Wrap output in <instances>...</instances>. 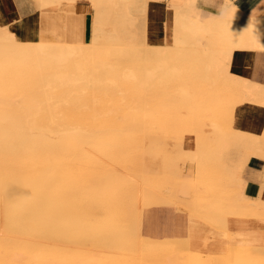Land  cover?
<instances>
[{
    "label": "bare ground",
    "instance_id": "obj_1",
    "mask_svg": "<svg viewBox=\"0 0 264 264\" xmlns=\"http://www.w3.org/2000/svg\"><path fill=\"white\" fill-rule=\"evenodd\" d=\"M82 1L92 11L86 40L68 34L65 15ZM34 2L27 16L0 0L13 8L0 11V264H209L212 254L256 264L262 254L246 243V260L235 239L200 251L203 223L190 213L222 217L214 223L226 233H264V195L244 193L264 127L234 125L237 104H264V88L231 69L236 52L264 51V9L168 0L165 40L153 44L148 0ZM178 128L196 130V150L170 144L162 166L147 165L145 146ZM171 152L197 163L189 192ZM161 204L171 207L147 209Z\"/></svg>",
    "mask_w": 264,
    "mask_h": 264
},
{
    "label": "crops",
    "instance_id": "obj_2",
    "mask_svg": "<svg viewBox=\"0 0 264 264\" xmlns=\"http://www.w3.org/2000/svg\"><path fill=\"white\" fill-rule=\"evenodd\" d=\"M147 14V40L153 44H161L166 37L165 25L169 18L170 9L168 0H151ZM235 4L246 12L257 10L259 13L264 9V0H233ZM221 3V0H218ZM15 10L25 15L35 11L36 5L32 0V8L21 11L12 0ZM167 3V4H166ZM163 5V6H162ZM203 4L201 7L203 8ZM67 32L71 36L81 35L83 39L89 38L92 11L85 1L69 5L66 11ZM89 17L87 31L86 21ZM160 19V21H159ZM157 23V24H156ZM163 23V24H162ZM158 26V27H157ZM151 30V31H150ZM164 30V31H163ZM151 35V36H150ZM160 36V38H158ZM162 39V40H161ZM164 39V40H163ZM260 52V53H259ZM236 52L231 69L250 80L251 86H262L264 88V51ZM234 125L251 134H259L264 127V104L254 100L245 99L237 104L234 110ZM264 150V146L262 148ZM246 183L244 193L250 197L264 195V156H251L244 170Z\"/></svg>",
    "mask_w": 264,
    "mask_h": 264
},
{
    "label": "rangeland",
    "instance_id": "obj_3",
    "mask_svg": "<svg viewBox=\"0 0 264 264\" xmlns=\"http://www.w3.org/2000/svg\"><path fill=\"white\" fill-rule=\"evenodd\" d=\"M14 1H15L16 6L23 12H26L30 8L33 7L32 6V0H14ZM151 2H152L151 0H148V8H147L148 10H149V5H150ZM12 7H14L13 3H12ZM2 8L3 9H1L0 11H1V13L3 15H5L6 17L11 15V9H13V8H11V7L7 6V5H4V7H2ZM32 12H30V14ZM26 15L28 16V14H26ZM146 24H147V21H146ZM34 28L37 29L38 27L35 25ZM22 33H28V30L24 29ZM158 117H162V116L158 115ZM190 124L194 126V124L192 122ZM177 130L178 131H176V132H172L170 130L168 132H165V133L161 132V133H159V137H158L160 140L157 143H155V142L151 143L150 142V143H148L145 146V149H144L145 152H147V151H149V152L152 151L153 152V154L145 153V155H144L145 161H147L146 162L147 165L148 164L151 165V166L155 165L156 160H157L158 161V165L160 164V166H162L163 163L165 162L162 154H163V152L167 151V148L170 146V144H171L172 151H182L183 149L196 150L195 149L196 148V140L194 139V137L198 136L196 130L195 129H193V130L189 129L188 131H185V130L183 131L182 129H179V128ZM185 132L189 133L192 136L189 137V138L186 137L187 133H185ZM173 142H175L174 145H173ZM241 142H242L243 145L240 147V149H242L244 147L245 143H246V145H249L251 143L248 138H246V140H243ZM170 156H173V160H171V161H173L172 162L173 163L172 166L174 165L173 167H175V169H177L179 172H181L182 175H184V174L190 175V178H191L190 181H189V185L190 186H189V188L187 190L189 192V190H191V188H192V183H193L192 178L195 176V170H196V167H197V163L194 162V161H189V160H187V161L184 160L183 161V160L177 159L179 155L178 154H174L173 152H171ZM172 166H171V168H172ZM25 168L27 170V167H25ZM159 170H160V173H161V172H163L164 169H163V167H160ZM159 176H158V178H160L159 179L160 181L158 179L156 180V183H155L156 187H157V189L161 190V192H163V194H167V192H168L167 190L169 188L168 185H167L168 183L164 180V178H165L164 175H160L159 174ZM157 181H159V184H157ZM162 182H163V185H162L163 188L161 186ZM164 184L167 185V186H165ZM164 186H165V188H164ZM176 186L180 188L179 191L185 192L184 190H186V189H184V186L181 184V180H180L179 185L177 184ZM159 190H158V192L161 193ZM185 196H188V195H185ZM165 207H171V206H169V204H161V205L151 206V207H149L147 209H152V208L163 209ZM190 216H191V218L195 216L201 223H203V227L200 228V233H199V236H202V237L199 238L198 244H197V248H201L202 249L200 251H204L206 253H208V252H210V253H216L217 252L218 253L220 251V248L224 247V245H223V240L224 239H227L228 241H231V240L235 239V240H237L240 243L241 248L243 247L241 256L246 257L245 259L247 260V255L244 254L246 252V250H244L245 249L244 247H246V243H250V244H252L253 250L255 249V251L260 252L262 254V257H257V258L254 259L256 264H260V263L264 264V233H263V231L259 232L257 230V228H255V229L252 228V231L249 229L247 231L248 233L242 235V234H240V232H239V230L237 228L235 229V228H232V227L231 228L227 227V232L228 233H226V231H225V229L223 227H219V226L222 225V221H221L222 217L211 216L212 219H214L213 217H215L216 221L215 220L210 221L209 217L207 218V220L209 219L207 221V220H205L206 218L203 220V218L201 219L198 215H195L194 213H190ZM216 217H217V219H216ZM214 221L217 222V224L219 226H217V224H215ZM188 222H189V219H188ZM236 232H238V234ZM142 234L144 235V233H142ZM223 235H225V237ZM190 246L192 247L191 244H190ZM222 253H223V250H222ZM213 255L214 254H212V256L207 255L209 257V259H210L209 262H211V263H209L207 261V259L204 260V261H207L209 264H213L212 262H214V264L220 263L221 260H219V259L217 260L218 255H216L215 258L213 257ZM185 257H186V254H184L180 258L179 261H182V260L185 261ZM242 259L240 260L241 262L243 261ZM216 261H218V262L216 263ZM249 261L251 262L253 260L251 259Z\"/></svg>",
    "mask_w": 264,
    "mask_h": 264
},
{
    "label": "trees",
    "instance_id": "obj_4",
    "mask_svg": "<svg viewBox=\"0 0 264 264\" xmlns=\"http://www.w3.org/2000/svg\"><path fill=\"white\" fill-rule=\"evenodd\" d=\"M86 26H87V31H88V27H89V17L87 18Z\"/></svg>",
    "mask_w": 264,
    "mask_h": 264
}]
</instances>
